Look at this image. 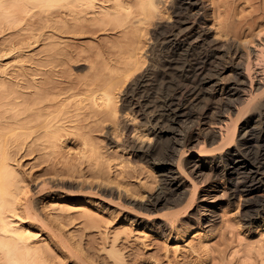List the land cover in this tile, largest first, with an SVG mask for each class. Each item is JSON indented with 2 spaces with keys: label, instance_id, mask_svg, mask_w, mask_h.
<instances>
[{
  "label": "rangeland",
  "instance_id": "1",
  "mask_svg": "<svg viewBox=\"0 0 264 264\" xmlns=\"http://www.w3.org/2000/svg\"><path fill=\"white\" fill-rule=\"evenodd\" d=\"M17 1L12 0L13 8L9 7L12 6L11 1V4H6L9 9H5L6 5L0 8V86L3 83V87H0V100H2L0 102L3 105L0 103V118L5 119L8 126L15 127L16 125L14 126L12 122L14 118L22 120L24 114L28 112L26 108L34 109L31 101L36 97L35 94L40 92L41 87L47 86V90L49 88L51 90L48 94L49 99L55 100V104L48 111L61 110L62 114L59 113L58 116L61 118L60 123L64 129L60 134L64 137L65 144L58 143L56 148L46 147L40 139L41 135L34 133L25 144L11 146L9 152L13 165L20 171L22 179L31 184H33V178L41 176L42 173L48 176V174L53 175L57 170L72 171V168L79 172L70 181L73 184L81 181L82 184L87 183L85 191L91 190L89 188L94 184L92 181L97 178L106 179L112 185L114 184L113 190L95 187L93 192L90 191L91 194L88 192L83 196H77L79 200L88 202L85 203L86 205L76 202L75 199L70 201L67 196H63L62 199L45 197L39 203V209L45 217L59 220L58 227L63 234L65 233L64 236L66 235L65 238L70 245H73V249L76 247L74 251L81 253L80 255L88 260L89 264H264V227L260 224L264 218V209L260 204L239 203V195L229 199V194L222 191L225 185L227 186L225 189H228V182L222 184L221 181L210 180L208 183L214 187L217 184L221 190L218 194L220 204L216 215L215 225H217L214 226L213 233H207L210 235L205 237L206 231L195 227V231H191L189 237L183 242L175 234H173L174 238L163 239L154 230L149 231L141 227V220L138 219L141 211L125 200L119 201V194L114 191L118 185L125 189L139 191V185L143 183L142 185L147 184L146 187L148 186L147 190L150 193H155L160 186V180L156 177L157 171L150 166L151 164L142 159L137 161L128 154L123 156V153L117 149L115 141L116 143L124 142L126 135H123L119 125L125 116L130 118L128 115L122 116L126 114L127 109L121 112V106L124 107L130 103V106L134 107L139 103V106L142 104L144 108L149 105L150 112L156 115L163 114L165 112L164 105V109L161 108L163 102L174 96L177 89H184L188 84L190 85L186 81V74L182 68L184 63L192 60L197 53L186 56V53L176 49L173 42H168L166 37L169 36L168 30L164 31L157 27L159 22L160 24H166L169 21L173 23L180 15L189 14L190 11L183 5L184 0L182 3V0H159L160 13L156 19L147 24L148 26L140 28V32L137 31L139 33L130 29L133 27L127 24V27L124 26L126 23L124 20L128 23L134 20V16L139 15L140 5L148 0H122L123 3L121 0H103V3H100L102 6L98 5L95 12L85 14L87 17L83 15L78 19L74 14L70 15L60 8L57 11L55 10L57 8L50 9L49 6H44L50 5L45 2L47 0ZM115 1H118V4ZM200 1L205 8L207 7L204 15L209 20L205 27L211 30V38L218 36L224 43L230 40L231 45L239 46V49L247 51L250 46L257 43L258 38L264 35V0ZM120 4H124V10L116 7ZM25 6L27 9L32 6L33 10H30L32 13L30 11H28L30 14L21 13ZM3 9L6 13H3ZM130 11L133 13H131L133 19L131 16L130 20H127L126 15ZM221 38L226 40L223 41ZM136 54H140L138 55L139 59L142 57L140 61L145 62L138 74L148 70L150 76L148 77L149 86L147 84V87L135 90L133 95L129 87L132 81L131 79L126 80L129 83L125 81L122 77L124 72L122 68L128 61L133 60ZM169 63L172 65L168 66ZM228 63L223 62L219 68H224L223 66ZM38 64H44L49 69L46 68L45 73L35 72L33 68ZM48 64H50L49 67ZM25 69L28 70L27 75L22 73ZM150 69L154 72L149 71ZM228 75L222 76L223 80H228V77L230 78ZM22 79L29 84L32 83L30 88H23ZM109 80L110 82L115 80L113 84L111 83L114 88L117 86L113 93L118 94L117 96L114 94L115 99L119 97L117 101L114 99V109L116 110L117 106L118 110L114 113L115 116L112 115L113 110H109L112 111L111 113L106 110L107 113L104 112L105 107H102L104 102L99 101V95L96 96L97 106L93 105V101H88V98L85 100L88 94L91 95L93 92H96V95L100 94V91L110 83ZM20 95L21 97L24 95L25 98L22 99H31L29 106L23 105V107L22 99L18 101L16 99L14 102V99ZM220 95H217V98H210L209 101L205 100L206 105L211 109L208 115L215 112L214 115H209L212 117V120L209 119L211 122L217 117L216 108L223 105L224 101L226 102L224 96ZM1 96L5 97L1 98ZM70 96L71 99H69ZM130 98L132 101L129 100ZM80 99L85 101L77 102L81 101ZM63 102L64 106H62ZM203 103L200 104L203 105ZM43 105L46 104L43 103ZM202 105L197 104L196 107H199L197 109L192 106L191 113H196L195 116L202 114L203 110H200ZM40 107L43 108L42 105ZM102 111L105 114H102ZM98 113L101 114L98 115ZM104 116L109 119L105 120ZM192 121L195 120L184 121L179 126H175L176 132L169 129V124L166 123L165 126L169 128L165 129L166 136L163 140L165 147L170 140L168 138L173 136L171 132L186 135L187 131L194 127ZM205 130L203 132H206ZM110 136L113 137L114 143ZM201 142L203 144L201 140L199 145L196 144L197 147L194 146L195 149L200 150ZM201 148L203 149V145ZM208 174L201 181H197L199 190L205 184L208 185V181L204 182L209 180ZM64 180L69 178L64 177ZM110 190L114 191V194ZM250 220H253L252 225ZM112 249L118 252L115 253L116 256ZM51 250L49 260L52 264H79L75 259H64L55 249ZM194 250L198 254H195Z\"/></svg>",
  "mask_w": 264,
  "mask_h": 264
},
{
  "label": "bare ground",
  "instance_id": "2",
  "mask_svg": "<svg viewBox=\"0 0 264 264\" xmlns=\"http://www.w3.org/2000/svg\"><path fill=\"white\" fill-rule=\"evenodd\" d=\"M6 1L0 0V8H4L10 1L12 6L9 7L13 8L12 0H8L7 3ZM45 2L50 5L44 6H49L50 9L52 7L57 8L55 9L57 11L60 8L63 12L67 11L70 15L74 14L76 19H78L85 14L95 12L97 6L101 5L100 3H103V0H47ZM123 5L120 4L116 7H121L124 10L125 6L123 7ZM183 5L190 11L189 14L187 13L188 15H180L173 23L169 21L166 24H160L159 22L157 27L164 29V31L168 30L167 34L169 33V36H166L168 42H173L176 45V49L186 53V56L197 53L192 60L184 63L182 68V71L186 74V81L190 85L188 84L184 89H177L174 96L169 97L165 101L163 100L161 107L163 108L164 105L165 112L163 114L156 115L150 112L149 105L144 108L141 106L142 104L139 106V103L134 107H131L130 103L123 104L124 107L121 106L120 108L121 112L126 111V109L127 111L122 116L128 115L130 118L128 116V118H125V116L123 119L122 117L123 121L119 125L123 135H126L124 142L120 143L117 141L118 143H116L115 141L117 149L123 153V156L128 154L137 159V161L142 159L147 161L149 165L151 164L150 166L157 171L158 175L156 177L160 180V186L155 193H150L147 190V184L142 185V182L139 185V191L125 189L122 188L123 186L119 187V185L114 190L119 194V201L125 200V202L141 211V215L139 214L138 216V219L141 220V227L149 231L154 230L163 239L174 238L173 234H175L182 242L189 237L195 227L206 231L205 237H207L210 235L207 233H211L214 226L217 225H215V222L217 209L220 204L218 194L221 190L217 184L215 187L209 185L210 180L213 182L221 181L220 183L222 184L228 182V189H225L227 187L225 185L222 191L229 194V199H234L239 195V203L260 204L262 209H264V33L260 32L263 33L260 34L263 35L262 38L259 35L260 38H258L257 43L255 42V45L248 47L249 50L243 51V49H239V46L231 45L230 40L224 38L228 42L226 43L225 41L224 43L219 40L218 36L217 38H215L216 36L211 38V30L205 27L209 19L207 20L206 15H204L207 7L205 8L203 2L200 0H184ZM27 6H25V9L23 8L21 13H32L30 11L33 10L31 9L32 6L30 9H27ZM140 6L139 15L137 17L134 16V20L129 21V23L124 20L126 22L124 26L127 24L129 27H133L130 29L136 30L135 32L150 24L160 13L159 0H148ZM5 9H9L7 5ZM5 9L2 10L3 13L6 11ZM104 11L106 12V10ZM131 13L130 11L126 15L127 20H130L133 14ZM18 14L20 16V13ZM107 14L106 17H108ZM59 17L61 16L59 15ZM221 39L224 41L223 38ZM136 55L133 60L128 61L125 67L122 68L124 69L122 77H124L125 81L130 79L132 81L129 87L133 95L135 90L147 87V84L149 86L148 77L150 76V73L147 72L148 70L145 73L141 72L138 74L140 67L145 62L140 61L142 59V57L139 59L138 55L140 54ZM226 61L230 65L227 64V68V65L223 66L224 68H219V65L223 64V62L226 63ZM171 65L172 63L168 64V66ZM46 68V65L38 64L35 65L33 70L38 73H45ZM151 69L149 71H152ZM22 73L27 75L28 70H22ZM224 74L230 76L226 81L222 77H225ZM114 82L115 80L107 84L100 91V94L97 93L96 95V92H93L91 95L88 94V97L85 95V100L88 98V101H93V105L97 106L98 99L96 96L99 95V101L103 100L104 104H102L104 106L102 105V107H105V109H101L104 112L113 110V112H109H112V115L115 116L114 113H117L118 110L117 106V111L114 109V102L119 97L115 99L116 94L113 91L114 89L116 91L117 86L116 88L112 86ZM21 84L23 88L28 89L32 83L29 84L22 79ZM123 84L125 85V82ZM7 86L9 85L7 84ZM47 89V86L41 87L40 92L35 94L36 97L32 101L31 99H22L25 98L24 95L21 97L22 94L14 99V102H16V99L17 101L22 99V106L25 105V107L26 105L29 106V101L32 102L31 104L35 108L43 106V108L40 107L39 109L26 108V112H28L24 114L22 120L14 118L12 121L14 126L16 125L15 127L8 126V122L0 118V264H52L51 260H49L50 253H52L50 252L52 251L51 249L58 251L64 259L72 258V260L78 261L79 264H89L88 260L80 255L81 253H77V250L76 252L74 251L76 247L73 249V245H70V242L65 238V233L63 234L60 227H58L59 220L45 217L39 209V203L45 197L62 199L63 196H67L70 201L75 199L78 203L87 204L88 202L79 200L77 196H83L84 193H90V191L93 192L96 188H106L105 190H113L114 188V184L112 185L106 179L97 178L94 179L96 182L92 181L95 186L94 184L92 185L93 187L89 185L88 187L91 190L85 191V184L87 183L84 182L82 184L83 182L81 181L73 184L70 181L79 172L72 167V171L57 170L53 175L50 174L51 176L49 174L45 176L46 173H42L41 176L33 178V184L22 179L20 171L12 163L9 152L13 144L14 147L15 145L25 144L34 133L41 135L40 139L46 147L56 148L58 143L65 144V139L60 134L64 129L60 123L61 118L58 116L61 110L48 111L55 104V100L53 98L52 100L49 99L50 88L49 90ZM90 92L92 91L90 90ZM9 94L11 93L9 92ZM219 94L224 96L226 102L224 101L223 105L218 106V108L222 106L219 109L222 111L216 108L215 115L217 117L216 119L213 117L215 121L211 122L212 117H209V115H214L215 112L208 115L211 109L206 105L205 100L209 101L210 98H215ZM129 95L131 96L130 93ZM69 99H71V96ZM80 100L77 102L85 101L84 99V101ZM202 102H204V106L200 104ZM43 103L46 105H43ZM197 104L202 105L200 106L201 108L204 107V109L200 108L203 113L199 116H195L196 113L193 114L194 112L191 113L190 111L192 106H195L196 109L199 108L196 107ZM64 105L65 103L63 102L62 106ZM104 112L102 111L101 113L105 114ZM94 113L96 114V112ZM199 113L201 112L199 111ZM100 114L98 113V115ZM107 119L105 118V120ZM190 120H195L194 122L192 121L193 123L191 122L194 127L192 126L187 131V134L185 133L186 135L170 131L173 136L171 138L167 137L170 140L165 147L163 142L166 136L165 129L170 127L169 129L174 131L175 126ZM6 123L7 125H5ZM166 123L169 124L168 128L165 126ZM204 130L206 132H203ZM110 137L112 138V143H114L113 137ZM201 140L203 144L201 142L200 147L198 146L200 150H197L198 148L195 149L194 146L197 147L196 144L199 145ZM202 145L203 149L201 148ZM207 174L209 175V180L204 182L208 181V185L205 184L199 190L200 186L197 181H201ZM64 177L69 178V180H64ZM114 191L112 193L110 190L112 194H114ZM252 223L253 220H250L251 225ZM260 224L264 227V218ZM248 233H251V229L248 230ZM196 250H194L195 254L197 253ZM113 252L114 255L118 253L115 249Z\"/></svg>",
  "mask_w": 264,
  "mask_h": 264
}]
</instances>
